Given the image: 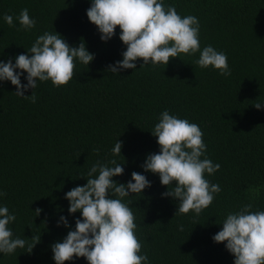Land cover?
<instances>
[{
  "label": "trees",
  "instance_id": "16d2710c",
  "mask_svg": "<svg viewBox=\"0 0 264 264\" xmlns=\"http://www.w3.org/2000/svg\"><path fill=\"white\" fill-rule=\"evenodd\" d=\"M168 4L182 17L199 18L201 48L211 44L225 52L231 76L201 68L195 63L199 53L170 58L167 66H141V58L136 69L112 73L109 65L123 59L127 46L119 26L115 37L101 39L87 16L91 0H0V60L26 53L39 35L55 29L71 45L83 40L95 53L89 66L76 63L67 84L38 82L35 103L18 96L10 81L0 82V190L6 192L0 205L16 214L9 225L14 237L31 242L41 236L31 253L27 248L0 253V264H56L51 245L70 230L57 221L67 216L74 228L81 216L68 213L65 193L87 183L80 174L93 164L113 158L125 168L113 179L126 183L136 171L152 182L143 194L127 198L133 201L139 254L147 253L150 264H234L226 242L212 237L223 227L218 223L245 204L264 210V109L255 107L264 102V0H165ZM24 8L36 20L30 31L15 19ZM5 13L13 15L15 26L2 19ZM164 110L197 123L207 156L221 164L214 175H205L222 191L196 220L191 212L175 216L177 200L162 196L168 186L142 167L147 154L160 150L151 130ZM118 138L122 153L113 157ZM36 209H42L39 215Z\"/></svg>",
  "mask_w": 264,
  "mask_h": 264
},
{
  "label": "clouds",
  "instance_id": "9594fccd",
  "mask_svg": "<svg viewBox=\"0 0 264 264\" xmlns=\"http://www.w3.org/2000/svg\"><path fill=\"white\" fill-rule=\"evenodd\" d=\"M90 22L98 26L101 39L109 41L117 34L127 46L123 59L109 65L112 73L136 69L142 65H168L170 58L194 56L201 68H215L222 76H231L228 57L209 44L201 48L200 21L194 15L182 17L174 5L165 0H91L87 9ZM2 19L15 26L13 15L5 13ZM20 29L30 31L36 20L24 8L15 18ZM95 53L89 51L82 40L71 45L59 32L46 31L39 35L26 53H20L7 61L0 60V82L10 81L16 86L15 93L36 102L38 82L51 81L56 87L67 84L74 76L76 63L89 66ZM27 83H23L21 78ZM33 89L31 95L27 90ZM264 109V102L255 104ZM157 137L159 152L147 154L142 164L145 172L158 174L168 190L162 193L178 202L176 215L193 213L196 220L208 208L215 194L222 191L218 183H211L207 175H214L221 164L207 156L204 133L197 123L179 118L169 110L160 113L158 122L151 130ZM123 141L117 139L111 149L113 157L122 153ZM99 151V149H96ZM125 168L115 158L107 163L96 162L86 174L87 183L65 193L69 201L68 213L78 211L73 228L67 216H60L58 226L70 230L62 241L51 245L56 264L86 258L88 264H150L147 253L139 254L142 244L136 235L137 224L127 198L140 194L151 187L147 175L133 171L131 179L121 183L114 177L122 175ZM6 192L0 190V197ZM252 204H245L238 211L230 212L221 223L223 227L213 235L214 242H226L225 247L235 257L234 264H264V210L251 211ZM37 215L42 209H36ZM17 219L7 205H0V253L11 255L18 248L31 253L41 236H33L29 242L15 236L9 225ZM197 224V223H196ZM183 231V226H180Z\"/></svg>",
  "mask_w": 264,
  "mask_h": 264
}]
</instances>
